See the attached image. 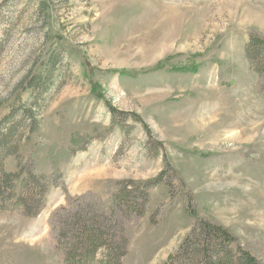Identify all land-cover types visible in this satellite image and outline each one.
<instances>
[{
  "label": "rangeland",
  "instance_id": "obj_1",
  "mask_svg": "<svg viewBox=\"0 0 264 264\" xmlns=\"http://www.w3.org/2000/svg\"><path fill=\"white\" fill-rule=\"evenodd\" d=\"M250 30L264 35V0H0V119L32 109L39 126L29 134L22 121L18 153L57 166L65 184L38 217L0 209V264H57L50 212L156 176L163 152L198 215L264 260V91L244 56ZM111 106L142 118L164 149L130 115L124 133ZM149 193L124 264H162L193 223L181 194L170 203L163 183Z\"/></svg>",
  "mask_w": 264,
  "mask_h": 264
},
{
  "label": "trees",
  "instance_id": "obj_2",
  "mask_svg": "<svg viewBox=\"0 0 264 264\" xmlns=\"http://www.w3.org/2000/svg\"><path fill=\"white\" fill-rule=\"evenodd\" d=\"M244 56L248 70L256 75L257 89L264 91V35L254 30L248 32ZM42 79L40 76L28 79L25 87L38 89ZM21 108L19 120L15 118V108L0 119V209L35 218L45 206L46 194L57 186L64 190L65 184L57 166H52V172L40 171L31 156L20 157L18 131L22 121L28 120L29 134L35 133L39 126L32 109ZM110 111L113 123L118 125L130 115L142 124L148 135V146L157 144L162 148V143L154 140L148 125L138 115L114 106ZM122 125L126 128L124 133L128 132L131 125ZM9 156L16 157L14 170L5 168ZM163 163L154 177L115 180L104 194L87 191L69 196L65 204L56 206L47 223L51 248L58 256L57 264H124L134 231L147 210L149 189L159 183L167 186L170 203L181 194L185 212L193 218L189 231L162 264H264V260L242 244L230 228L208 214L198 215L192 192L165 152Z\"/></svg>",
  "mask_w": 264,
  "mask_h": 264
}]
</instances>
